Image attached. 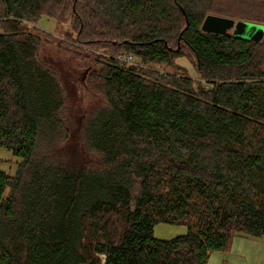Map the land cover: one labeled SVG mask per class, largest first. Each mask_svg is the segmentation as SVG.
<instances>
[{
    "label": "trees",
    "instance_id": "obj_1",
    "mask_svg": "<svg viewBox=\"0 0 264 264\" xmlns=\"http://www.w3.org/2000/svg\"><path fill=\"white\" fill-rule=\"evenodd\" d=\"M209 15L264 26V0H0V148L21 159L0 172V264H208L264 237V39L205 33ZM42 16L110 49L95 59L106 105L84 129L99 159L75 169L39 154L65 104L27 26ZM123 54L192 55L203 82ZM161 223L187 233L157 239Z\"/></svg>",
    "mask_w": 264,
    "mask_h": 264
},
{
    "label": "rangeland",
    "instance_id": "obj_2",
    "mask_svg": "<svg viewBox=\"0 0 264 264\" xmlns=\"http://www.w3.org/2000/svg\"><path fill=\"white\" fill-rule=\"evenodd\" d=\"M27 26L32 33L41 35L43 42L39 58L57 74L65 96L61 130L58 135H50L47 130L48 138L42 137L39 154L47 162L65 163L69 169L79 168L85 162L97 161L98 154L89 149L84 141V129L93 114L106 105L95 82L99 67L95 59L98 57L102 61V56H110L108 44H101L96 40H79L69 16L61 22L42 16L38 23H29ZM2 32L0 27V34ZM133 64L169 74L180 73V70L176 69L180 68L185 70L186 75L194 82H203L192 55L177 59L176 68L163 65L142 66L137 58H134ZM20 162V158L0 148V172L15 177ZM186 233L187 227L182 225L161 223L154 227L155 237L160 240H171ZM208 264H264V237H236L229 251L213 253Z\"/></svg>",
    "mask_w": 264,
    "mask_h": 264
},
{
    "label": "water",
    "instance_id": "obj_3",
    "mask_svg": "<svg viewBox=\"0 0 264 264\" xmlns=\"http://www.w3.org/2000/svg\"><path fill=\"white\" fill-rule=\"evenodd\" d=\"M201 30L217 35H231L234 38L251 42H262L264 26L244 21H235L215 15H209L203 21Z\"/></svg>",
    "mask_w": 264,
    "mask_h": 264
},
{
    "label": "built area",
    "instance_id": "obj_4",
    "mask_svg": "<svg viewBox=\"0 0 264 264\" xmlns=\"http://www.w3.org/2000/svg\"><path fill=\"white\" fill-rule=\"evenodd\" d=\"M118 58L125 64H127V63L133 64V62H134V58L132 56H129L126 54L120 55Z\"/></svg>",
    "mask_w": 264,
    "mask_h": 264
}]
</instances>
